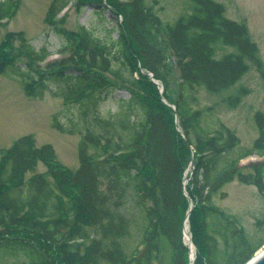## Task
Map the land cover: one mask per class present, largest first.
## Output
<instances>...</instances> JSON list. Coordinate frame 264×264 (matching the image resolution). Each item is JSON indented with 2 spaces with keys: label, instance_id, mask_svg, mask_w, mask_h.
I'll list each match as a JSON object with an SVG mask.
<instances>
[{
  "label": "trees",
  "instance_id": "16d2710c",
  "mask_svg": "<svg viewBox=\"0 0 264 264\" xmlns=\"http://www.w3.org/2000/svg\"><path fill=\"white\" fill-rule=\"evenodd\" d=\"M101 1H51L44 19L63 39L59 57L49 58L52 51L37 48L22 30L0 39V74L20 77L27 96L49 90L78 104L68 129L57 118L54 126L82 133L73 169L31 133L0 148V254L21 256L22 264H191L184 233L191 210L196 264L247 263L264 239L253 241L214 197L225 196L223 187L234 180L264 192V113H255L258 136L245 147L226 125H203L195 105L199 87L224 94L250 63L264 79L248 26L227 17L216 0H191V10L173 22L147 0H106L117 15L110 42L84 25H63L60 13L70 3L81 10ZM19 2L0 0V27ZM224 47L233 50L217 56ZM167 50L178 69L173 81ZM120 89L129 97L104 113ZM243 94L221 102L234 107ZM251 155L260 159L242 163ZM39 163L46 170L34 173Z\"/></svg>",
  "mask_w": 264,
  "mask_h": 264
},
{
  "label": "rangeland",
  "instance_id": "374dc122",
  "mask_svg": "<svg viewBox=\"0 0 264 264\" xmlns=\"http://www.w3.org/2000/svg\"><path fill=\"white\" fill-rule=\"evenodd\" d=\"M52 0H20L17 11L8 22L0 27V39L10 30L24 31L37 48L46 46L53 52L52 57L60 56L57 50L63 39L52 31L45 22V15ZM225 5L226 16L230 19L244 22L250 31L252 39L258 44L261 59L264 62V0H216ZM152 3L155 12L164 22H173L181 14L191 10V0H147ZM106 0L85 4L80 10L71 4L63 12V25L69 30L78 31L80 25L93 30L94 35L102 41L110 42L117 37L116 17L114 11L106 5ZM118 20L121 16L118 15ZM230 47L217 49V56L232 51ZM168 55L169 74L171 81L178 75L170 50ZM150 77L152 76L148 73ZM152 78V77H151ZM158 85L162 86L161 81ZM159 86V87H161ZM244 90L241 101L234 107L221 102L223 97L238 90ZM110 100L103 106L104 113L116 112L121 105V99L129 97V93L120 89L113 91ZM198 102L195 108L203 110V125L217 128L220 124L233 129L241 139L242 146H252L258 136L254 120L255 113H264V79L257 68L250 63L247 73L233 88L221 95L211 94L204 87L198 88ZM212 109L207 110L208 108ZM79 110L78 104L66 102L62 97L53 95L49 90L41 97H30L24 92L23 81L12 74H0V148H8L17 138L25 134H33L38 145L50 143L54 146L58 160L69 168L79 165V143L82 133H71L69 130H59L54 123L56 118L68 129L70 119ZM260 159L257 156L246 158L243 162ZM46 166L39 163L36 172H44ZM30 175L32 173H29ZM222 196L218 192L214 199L218 207L236 217L245 227L246 232L255 242L264 239V192L253 184H244L234 180L226 184ZM185 229L188 233L185 239L188 245L191 235L193 253L196 258V247L190 230L188 218ZM264 248V244L259 251ZM23 257H11L0 254V264H22Z\"/></svg>",
  "mask_w": 264,
  "mask_h": 264
},
{
  "label": "water",
  "instance_id": "95a60500",
  "mask_svg": "<svg viewBox=\"0 0 264 264\" xmlns=\"http://www.w3.org/2000/svg\"><path fill=\"white\" fill-rule=\"evenodd\" d=\"M153 75V73H151ZM158 83V81H156ZM162 91V89H161ZM188 233L187 229H185V235ZM188 239L190 241V248H191V263H194V253H193V244H192V238L191 235H188ZM246 264H264V250L262 252L256 253Z\"/></svg>",
  "mask_w": 264,
  "mask_h": 264
},
{
  "label": "bare ground",
  "instance_id": "6f19581e",
  "mask_svg": "<svg viewBox=\"0 0 264 264\" xmlns=\"http://www.w3.org/2000/svg\"><path fill=\"white\" fill-rule=\"evenodd\" d=\"M186 228H187V227H186ZM262 250H264V248H263V249H261V250H260V252H262ZM260 252H259V253H260Z\"/></svg>",
  "mask_w": 264,
  "mask_h": 264
}]
</instances>
